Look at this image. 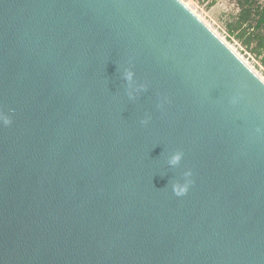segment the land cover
Masks as SVG:
<instances>
[{
    "label": "water",
    "instance_id": "95a60500",
    "mask_svg": "<svg viewBox=\"0 0 264 264\" xmlns=\"http://www.w3.org/2000/svg\"><path fill=\"white\" fill-rule=\"evenodd\" d=\"M0 264H264V80L183 0H0Z\"/></svg>",
    "mask_w": 264,
    "mask_h": 264
},
{
    "label": "trees",
    "instance_id": "16d2710c",
    "mask_svg": "<svg viewBox=\"0 0 264 264\" xmlns=\"http://www.w3.org/2000/svg\"><path fill=\"white\" fill-rule=\"evenodd\" d=\"M235 14L224 21L230 38L249 50L264 68V0H234Z\"/></svg>",
    "mask_w": 264,
    "mask_h": 264
},
{
    "label": "rangeland",
    "instance_id": "374dc122",
    "mask_svg": "<svg viewBox=\"0 0 264 264\" xmlns=\"http://www.w3.org/2000/svg\"><path fill=\"white\" fill-rule=\"evenodd\" d=\"M197 13L223 40H225L242 59L264 80V68L259 60L235 39L229 37L224 21L235 14L234 0H183Z\"/></svg>",
    "mask_w": 264,
    "mask_h": 264
}]
</instances>
